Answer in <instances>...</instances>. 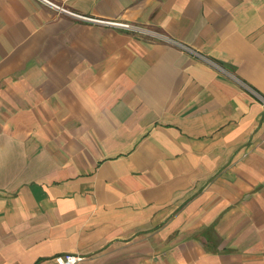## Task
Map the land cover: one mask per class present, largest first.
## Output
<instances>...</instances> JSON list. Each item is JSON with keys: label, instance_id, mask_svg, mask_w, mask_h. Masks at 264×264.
<instances>
[{"label": "crops", "instance_id": "0c3cea01", "mask_svg": "<svg viewBox=\"0 0 264 264\" xmlns=\"http://www.w3.org/2000/svg\"><path fill=\"white\" fill-rule=\"evenodd\" d=\"M47 1L217 66L0 0V264H264V0Z\"/></svg>", "mask_w": 264, "mask_h": 264}, {"label": "built area", "instance_id": "2783aa9c", "mask_svg": "<svg viewBox=\"0 0 264 264\" xmlns=\"http://www.w3.org/2000/svg\"><path fill=\"white\" fill-rule=\"evenodd\" d=\"M41 1H43L44 3H46L47 5L52 7L54 10L58 11L59 13H63L65 15H68V16H71V17H74L77 19H81V20H84L87 22L114 27L116 29L129 32L133 35L143 36V37H145L149 40H152V41L163 42V43L175 46L178 49H180L182 52L188 53L198 60H201V61L207 62L211 65L217 66L216 64L212 63L209 59H207L205 56H203L202 54H200L197 51H195L194 49H192L191 47H189L183 43H180V42L172 39L170 36L163 34L161 32L143 27V26L135 24V23L121 22V21H109V20H102V19H96V18H92V17H86V16L78 15V14H75V13L68 11L67 9H65L63 7H60L54 3H51L47 0H41ZM220 70H222V69H220ZM223 73H226V75L229 77V79L238 83L241 87L247 89L248 91L252 92L253 94H256L251 88H249L247 85H245L239 79H237L234 75H231L227 72H223ZM261 100L264 104V99L261 98ZM83 258L84 257H82L80 255H73V254L58 255L55 257V262L57 264H77L78 262L83 260Z\"/></svg>", "mask_w": 264, "mask_h": 264}]
</instances>
